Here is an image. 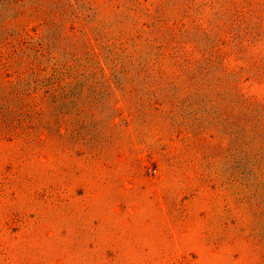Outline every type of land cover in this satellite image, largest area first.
Segmentation results:
<instances>
[{"label": "rangeland", "instance_id": "obj_1", "mask_svg": "<svg viewBox=\"0 0 264 264\" xmlns=\"http://www.w3.org/2000/svg\"><path fill=\"white\" fill-rule=\"evenodd\" d=\"M161 1L168 3L162 10L171 17L184 9L174 12L178 0H140L142 13L151 11L141 24L153 28ZM243 1L264 11V0ZM132 2L0 0V36L5 25L18 33L26 16V53L38 56L42 79L65 72L62 87L96 89L103 124L117 116L112 105L120 114L118 127L107 131L117 145L105 158L87 159L84 147L63 153L56 139L50 143L51 158L32 157L15 140L0 143V182L5 180L0 189V264H111L113 257L118 264H264V189L253 176L254 167L261 165L245 157L250 138L240 131L229 136L234 128L219 120L216 108L207 103L208 93L183 117L182 110L173 114L170 106L150 121L144 118L138 111L141 105L142 111L149 110L144 107L147 88L136 71L141 58L126 66L137 50L125 40L135 30ZM205 13L202 24L209 32L194 31L190 24L192 34L217 42L216 21L225 20L226 13L218 6ZM231 41L229 37L230 44L221 45L231 67L223 80L231 85L240 79L243 94L264 101V81L247 71L249 56H242ZM89 42L97 62L86 55ZM138 54L148 56L147 50ZM253 56L263 60L264 50ZM9 79L16 82L14 76ZM125 88L132 89L131 97ZM170 88L166 86L171 94ZM224 91L230 99L229 90ZM192 111L201 117L193 121ZM182 120L184 130H177ZM197 122L211 130L195 137ZM29 177L40 182L30 184ZM234 177L239 182L233 183ZM48 184L54 187V201L34 199V192Z\"/></svg>", "mask_w": 264, "mask_h": 264}, {"label": "trees", "instance_id": "obj_2", "mask_svg": "<svg viewBox=\"0 0 264 264\" xmlns=\"http://www.w3.org/2000/svg\"><path fill=\"white\" fill-rule=\"evenodd\" d=\"M132 3V12L137 14L134 15L135 30L125 40L133 42L137 50L126 59V66L132 67L138 56L141 58L136 71L137 76L144 80L148 92L144 107H149L148 111L143 112L141 105L138 111L150 121V116L164 114L165 108L171 106V113L179 114L182 110L183 117L187 114L185 109L197 105L201 94L208 93L210 96L206 97L207 103L216 108L219 120L229 125V128H234L228 131L229 136L237 137L240 131L250 138V143L246 141L245 144V157H252L256 164L261 165L254 167L253 176L257 187L264 189V101L243 94L239 87L240 79L231 85L223 80L222 74L231 71V67L226 61L229 54L221 46H228L230 42H227V38L231 37V42L240 49L241 55L249 56L247 71L254 72L259 81H264V59L253 56L260 49L264 50V11L258 13L251 3L243 0H211L203 4L196 0H178L174 12L182 9V6L184 9L171 17L162 10L168 3L161 1L155 10L158 21L153 24V28H149V25L141 24L140 20L149 18L151 11L142 13L140 9L143 4L140 0H133ZM213 6L225 11L226 19L218 18L216 21L217 42L207 39L206 43L203 38L193 36L190 24L195 26L194 31L208 33L202 20L206 9ZM25 19L26 16H22L23 23ZM23 23L20 21L22 27L16 34L8 32L6 25L3 26L0 36V143L15 140L21 143V150L29 152L32 157L51 158L53 147L50 143L56 139L63 153L84 147L87 159L105 158L104 155L117 145V139L107 131L108 128L112 131L118 127L115 121L120 115L118 107L111 106L117 116L110 117L109 124H103V102L96 89L76 86L69 90L62 87V78L68 76L65 72H57L42 79L38 56L31 58L26 53L29 47L24 40L27 36L24 26L27 25ZM179 24L182 29L177 30ZM235 30H240V33ZM124 46L121 43L119 47L123 52L126 49ZM85 49L90 61L97 62L94 61L98 57L93 44L87 43ZM143 50H147L146 59L138 54ZM126 66L125 73L129 75ZM13 76L16 80L14 84L9 79ZM147 80L153 82L145 83ZM167 85L171 87V94L166 90ZM225 89L231 93L230 99L224 96L228 93ZM124 90L126 97H131L132 89ZM107 94L111 98V94ZM239 108L241 110L237 112ZM189 115L193 121L201 117L196 111ZM182 122L177 123V130H184ZM210 130L208 125L199 123L193 135L200 136ZM218 147L221 145L214 148ZM236 149L238 145H235ZM27 181L30 184L40 182L33 177L27 178ZM4 182H0V189L4 187ZM236 182L239 180L234 177L233 183ZM53 191V185H43L34 192V199L45 203L54 201ZM110 263L118 264L114 257Z\"/></svg>", "mask_w": 264, "mask_h": 264}]
</instances>
